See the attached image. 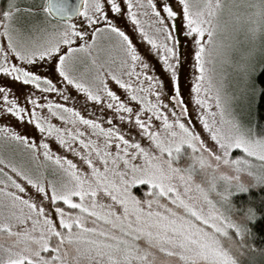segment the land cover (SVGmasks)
I'll return each mask as SVG.
<instances>
[{"label": "snow or ice", "instance_id": "obj_1", "mask_svg": "<svg viewBox=\"0 0 264 264\" xmlns=\"http://www.w3.org/2000/svg\"><path fill=\"white\" fill-rule=\"evenodd\" d=\"M117 16L150 46L172 93ZM141 17H150L151 35ZM178 32L192 44L189 100L211 147L187 126L190 118L182 120L189 112L178 86L186 61ZM257 44L264 52V0H176L175 8L170 0H8L0 10V74L31 91L21 105L0 87V116L33 126L40 141L0 127V149L15 144L22 157L18 164L0 156V264H162L161 257L164 264H244L249 253L264 257L255 247L264 221V196H254L264 192V129L251 119L257 95L264 96L254 80ZM37 64L54 74L33 71ZM69 87L111 113L107 127L103 117L85 118L69 106ZM114 120L134 124L148 146L126 138ZM53 138L89 171L54 155ZM40 157L53 165V179H45ZM137 185H147L145 198L133 194Z\"/></svg>", "mask_w": 264, "mask_h": 264}, {"label": "rangeland", "instance_id": "obj_2", "mask_svg": "<svg viewBox=\"0 0 264 264\" xmlns=\"http://www.w3.org/2000/svg\"><path fill=\"white\" fill-rule=\"evenodd\" d=\"M39 2V0H37ZM172 6L175 8L176 7V0H170ZM108 15L111 17L112 13L109 12ZM76 19H79L78 17ZM150 17H141L143 27L145 31L149 32V34H152L151 27L148 23ZM225 19L227 17L225 16ZM75 20V19H74ZM116 23L121 27L122 30L126 32L127 35H129L130 39L133 41L134 46L137 48L138 52L141 54L142 58L148 62L154 71V74L157 76L158 79H161L163 81V84L167 91L169 93H172L174 90L172 89L168 77L166 74H164L162 65L158 61L157 57L149 52V47L140 37V34L135 31V26L131 24L130 21H128L125 17L123 16H117L116 17ZM177 25L179 26V20H177ZM177 37L180 40V49L182 53V59L186 58L185 63L181 67L179 71V80H178V86L180 89V92L184 98V100L187 102V108L189 112V117H184L182 118L183 121H187L189 118L191 119V124H188L190 128H193L197 134H199L205 141H207L208 145L211 147L214 142H212L209 138V135L203 131L202 125L199 123V120L197 118V113L193 111V105L191 101L189 100V93H190V85L193 82V68H192V59L189 53L192 51V44L190 39L186 40L184 39L183 35L181 33L176 34ZM233 59H238V56L234 55ZM13 62H16L13 60ZM254 63L256 65V71L254 73V80L256 75L261 71V64H264V52H262L259 48V45L257 44L256 51L254 52ZM208 67H212V65H208ZM33 71L39 72L44 75H53V69L50 67L48 64H37L33 66L32 68ZM47 70V71H45ZM221 69L217 67V71H220ZM223 71L232 73V68L228 66H224ZM109 84V87L111 90L116 92L121 98L123 99L125 96L124 90L120 89L118 85L115 84L114 81L108 80L107 81ZM256 83V82H255ZM0 87H7L10 90V99L19 97V102L21 105H23L24 102V97L23 94L31 91V86H25L21 82H14L11 78L5 77L3 74H0ZM69 94L74 98V102H70L69 106H74L78 111L81 112L85 118H96V117H103L105 120V123L103 124L104 127H107L108 125L106 124V118L111 115V113L107 110L104 112H101L99 107L96 106L93 102H87L86 97L82 93H78L75 89H72L69 87ZM258 97V95H257ZM257 97L254 101L252 111H251V119L252 122L257 125L258 128V123H257V117L255 113V103L257 100ZM165 102H167V97H165ZM134 107H136L133 104ZM38 114H40L38 112ZM44 114H46V110H44ZM91 114V115H90ZM169 118L172 119L171 115L169 114ZM209 119H211L209 117ZM52 123L59 124V121H57L55 118L52 119ZM157 127L159 126V122H155ZM114 124H116L118 127L121 128L122 131H125L127 133L126 138L135 139L138 140L142 146H148L149 141L146 138H142L139 135L138 129L134 126H129L127 124H120L118 121L114 120ZM0 127H9L17 132L20 133H27L29 135L30 140H35L37 143L40 141V133L34 129L33 126L24 123L21 124L18 122L14 117L11 115H4L0 116ZM83 131L88 133V129L86 126L80 125L79 126ZM258 130H260L258 128ZM50 145V149L54 155H62L66 156L68 159L72 160L73 163H76L78 166V169L82 173H87L89 170L87 168V165H85L78 157L73 156L69 152H65L63 149L60 148V146L56 143L55 139H51L48 141ZM112 151H115L114 147ZM240 153L238 150H233V157L236 155H239ZM6 158V157H3ZM7 159V158H6ZM39 164L41 166V171H43L45 179L47 180V176L49 179H53L52 175V169L53 165L47 164L45 165V162L43 161V158L40 157L39 159ZM98 163V162H97ZM258 163V162H257ZM7 170V169H6ZM197 180H199V177H197ZM29 193H32L35 195L34 190L30 188V186L25 185ZM133 194L137 195L139 198L143 199L145 198V192L147 191V185H137L133 186L132 188ZM182 191V189H181ZM255 192L261 191L260 189L254 190ZM192 196L194 197H199V194L193 190L191 193ZM3 197L0 196V200H2ZM37 201L39 200V197H36ZM100 199L103 200L105 203H108V199L103 197L102 194L100 196ZM166 202V201H162ZM91 226V223L89 222V225ZM4 242L2 238H0V243ZM242 261L244 264H248L249 261H254L255 264H264V257H261L258 253L253 254L249 253L245 255L244 257H241ZM165 258L161 257V262L164 264Z\"/></svg>", "mask_w": 264, "mask_h": 264}, {"label": "trees", "instance_id": "obj_3", "mask_svg": "<svg viewBox=\"0 0 264 264\" xmlns=\"http://www.w3.org/2000/svg\"><path fill=\"white\" fill-rule=\"evenodd\" d=\"M7 3H8V0H1L0 10H3L4 8H6ZM255 82L258 88L264 87V70L259 71V73L255 77ZM255 113L257 117L258 128L264 129V96L258 95L256 103H255ZM16 147L17 146L15 144L7 145V147L0 149V156L6 157L7 159H12L13 162L15 163H18V164L21 163L22 157L15 154ZM47 179H49L48 176H47ZM254 196L256 197L258 201L262 196H264V192L254 191ZM262 224H264V221L256 225L257 236L255 240V247L257 249L264 248V237H262L260 234V229H261Z\"/></svg>", "mask_w": 264, "mask_h": 264}, {"label": "water", "instance_id": "obj_4", "mask_svg": "<svg viewBox=\"0 0 264 264\" xmlns=\"http://www.w3.org/2000/svg\"><path fill=\"white\" fill-rule=\"evenodd\" d=\"M1 1V0H0ZM54 2L56 3H67L69 5H72V6H76L80 3V0H54ZM77 17H74V19H76Z\"/></svg>", "mask_w": 264, "mask_h": 264}]
</instances>
